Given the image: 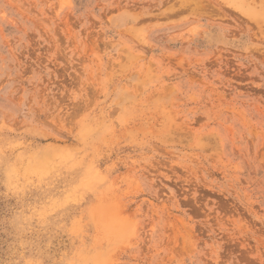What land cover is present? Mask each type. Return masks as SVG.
I'll return each mask as SVG.
<instances>
[{
  "label": "rangeland",
  "instance_id": "374dc122",
  "mask_svg": "<svg viewBox=\"0 0 264 264\" xmlns=\"http://www.w3.org/2000/svg\"><path fill=\"white\" fill-rule=\"evenodd\" d=\"M0 264H264V0H0Z\"/></svg>",
  "mask_w": 264,
  "mask_h": 264
}]
</instances>
